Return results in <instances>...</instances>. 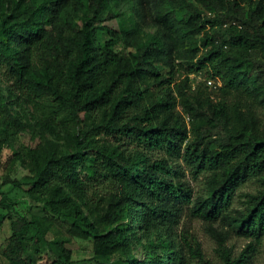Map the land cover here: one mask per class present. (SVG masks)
I'll return each instance as SVG.
<instances>
[{
    "label": "trees",
    "instance_id": "1",
    "mask_svg": "<svg viewBox=\"0 0 264 264\" xmlns=\"http://www.w3.org/2000/svg\"><path fill=\"white\" fill-rule=\"evenodd\" d=\"M133 10L155 30L133 18L105 24ZM0 75L69 140L65 150L49 142L14 152L27 183L0 176V191L26 185L49 215L28 219L0 199L8 264H38L45 250L49 264H75L67 240L48 236L56 218L93 238L91 264H251L256 244L234 254L216 223L264 236V0H0ZM187 166L208 175L207 197L193 199ZM248 181L255 192L232 208ZM100 182L112 184L108 193ZM185 210L216 238L218 263L178 230Z\"/></svg>",
    "mask_w": 264,
    "mask_h": 264
},
{
    "label": "rangeland",
    "instance_id": "2",
    "mask_svg": "<svg viewBox=\"0 0 264 264\" xmlns=\"http://www.w3.org/2000/svg\"><path fill=\"white\" fill-rule=\"evenodd\" d=\"M131 16L128 11H125L123 16L116 17L114 20L107 21L105 24L110 28L119 29L122 25H127L133 20L141 23V26L146 31H154L153 25L143 24L142 17L139 11L133 10ZM107 37V34H105ZM196 40V39H195ZM199 41V39L197 38ZM189 45V44H188ZM127 53L128 49L125 47L122 50ZM185 70L183 69V72ZM200 74H191L190 78L196 82L201 80ZM212 88H216V85H220V81L210 80L207 82ZM10 81L0 75V140L4 142V148L2 151V161L0 165V176L9 174L13 178L20 179L24 184L29 181V172L24 164V160H14V152L22 154V150L27 146H36L37 144L53 143L54 147L65 150L68 148L69 140L66 131L63 128H57L56 126L48 127L42 125L38 118L34 115V111L31 105L22 102L17 98L15 93L11 92ZM11 117H15L16 121L12 122ZM3 127H5L3 129ZM186 179L193 188V199L198 196L207 197L209 193L208 175H200L193 177L190 168L186 167ZM97 190L101 193H108L112 184L107 182H100L96 184ZM24 188L26 185L23 186ZM19 186H15L12 183L6 184L0 191V199L3 196H7L14 200L15 208L18 214L25 215L28 219L37 217L41 220L49 217L48 213L43 209L42 203L34 200L28 192ZM256 183L248 181L240 187L232 200V208L243 210L246 206L245 192H255ZM55 223L49 229L48 236L54 240L56 238L66 239V247L72 251V259L75 264H91L87 260L94 256V241L91 237H84L76 234L70 227L69 223L62 219H54ZM179 225V231L183 228L196 235L202 243V248L207 258L213 263H218L220 257L217 253L218 242L214 236H212L205 228V223L201 218L190 217L186 214V210L183 212ZM219 220H225L219 218ZM221 230L228 229L226 236V245L232 249L234 254H240L250 242L256 244V250L251 254V264H264V236L259 242L253 240L252 237H248L239 233L237 228H232L224 221L216 223ZM12 234L11 223L9 219L8 210L0 207V263L8 264V260L3 255V250L9 243V238ZM175 240L179 242L178 236ZM146 242V241H144ZM57 248V244H54ZM135 251L144 256L143 246L134 244ZM58 249V248H57ZM55 259L54 255L49 250H45L39 259L38 264H49ZM191 264H197L192 262Z\"/></svg>",
    "mask_w": 264,
    "mask_h": 264
}]
</instances>
